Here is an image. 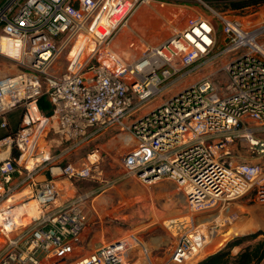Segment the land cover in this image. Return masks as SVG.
<instances>
[{"label":"built area","instance_id":"1","mask_svg":"<svg viewBox=\"0 0 264 264\" xmlns=\"http://www.w3.org/2000/svg\"><path fill=\"white\" fill-rule=\"evenodd\" d=\"M147 1L0 0V45L8 44V52H0L14 51L13 59L25 67L0 77V127H9V112L22 109L17 128L0 138V264H57L77 249L87 227V195L71 196L56 183L98 178L97 159L63 166L45 149L76 147L113 130L129 132L135 141L120 158L125 174L147 185L173 181L192 211L227 209L250 194L264 204V164L240 159L231 148L246 142L250 155L264 158V140L249 123L264 124V20L245 23L213 10L223 36L217 45L214 25L202 15L190 16L157 43L128 42L138 52L131 59L113 40ZM62 56L65 71L52 73ZM221 56L229 57L222 65L224 90L204 76L141 112L173 76L189 72L184 68ZM44 171L47 177L37 180ZM31 200L37 215L23 223L16 208ZM237 216L232 212L209 225H194L185 216L172 222L170 260H193ZM133 248L147 251L130 234L64 264H126Z\"/></svg>","mask_w":264,"mask_h":264},{"label":"rangeland","instance_id":"2","mask_svg":"<svg viewBox=\"0 0 264 264\" xmlns=\"http://www.w3.org/2000/svg\"><path fill=\"white\" fill-rule=\"evenodd\" d=\"M235 1L237 0H149L138 5L129 18L127 25L117 32L113 40V47L125 56L127 54L123 50H128V52H131L130 56L132 59L137 57L138 52L137 50H129L127 48L128 42L135 41L136 44L142 41L157 43L173 35L176 30L183 28L187 17L197 15H202L214 25L217 45H221L223 36L220 32V22L213 10L232 19L244 20L245 23L251 20L255 24L264 20V3L255 8L234 9L229 4ZM165 7L178 9L179 12H182L181 16L167 17L166 14L160 13L159 11L165 9ZM175 21L180 23L183 21L182 26L178 27ZM228 59L229 57L227 56H221L213 59L212 62L201 64L199 62H202V60H199L193 65L184 68L182 71L190 69L189 72L185 76H180V78H178L179 74L173 76L171 79L173 81L169 88L153 98L141 109V112L161 102L172 92L196 82L204 76H210L214 80L215 85L224 90L227 75L222 69V65ZM22 70H25V67L20 65L18 60L0 52V77L11 76ZM50 71L56 74H61L65 71L64 56L57 61ZM44 99L45 101L47 100L46 98ZM21 112L22 109L18 107L6 115L9 127H0V138L17 128ZM249 123L252 128L257 129L256 137L264 140V124L261 125L255 121H250ZM131 136L129 132L113 130L76 147H70L69 144L63 143L60 145L53 144V146L45 149L51 155H57L58 159L54 162L63 166L69 163L79 166L83 162L97 159L93 167V173L98 178L76 180L72 181V184L64 179L56 183L59 188L68 187V192L71 196L74 194L87 195V199L84 201L87 227L83 233L82 242L72 254L62 261L58 260L57 264H64L81 256L77 251L83 246L86 247L87 241L96 242L97 245H100L130 234L140 237L143 248L147 251L144 252L133 248L127 256L126 264H179L170 260V251L176 242V239L172 236V234H175L176 226L175 224L171 225L169 229V225L165 227L163 222L171 219H180L183 216L187 220H191L194 225L199 223L209 225L215 218V214L218 216L214 220L218 221L222 216H227L232 212L238 213L235 220L217 231V233H214L212 238L206 242L205 247L203 246L204 251H212L211 253L207 255L199 253L193 260L182 264H196L199 260L223 248L229 240L235 237L255 233L259 230L263 231L264 225L256 223L257 221L260 222L258 218L252 219V212L255 210L258 213L263 212L264 204L255 202L251 194L245 198L246 200H244L243 204H239L240 198L233 201L227 209L218 207L219 209L217 208L211 212L199 213L187 207L183 192L176 188L173 181L162 179L155 184L147 185L141 183L135 176L125 174L120 165V158L125 151L135 144ZM41 144L43 145L45 142L42 141ZM231 148L234 151L238 150L242 154L240 159H245L249 162L251 161L250 158L261 157V154L250 155L246 142L235 141L232 143ZM92 154L95 155L92 156ZM245 155H247V158ZM236 159L238 160V158ZM260 159L262 160V157ZM257 161L255 159L251 163ZM41 174H46L45 176H47V172L38 173L36 179L39 181L44 179ZM248 220L257 225L255 230L251 227H245L237 230V233H240L239 235L234 234L228 239L223 236L231 229V226H238ZM175 222H178V220ZM23 223H26V220H23ZM262 237L260 235L257 239ZM216 240H225L219 249L212 245ZM254 242L255 240L245 241L241 245L243 247ZM237 249L239 248H235L233 253ZM93 250L91 247V250L87 253ZM41 264H48V260H43Z\"/></svg>","mask_w":264,"mask_h":264},{"label":"trees","instance_id":"3","mask_svg":"<svg viewBox=\"0 0 264 264\" xmlns=\"http://www.w3.org/2000/svg\"><path fill=\"white\" fill-rule=\"evenodd\" d=\"M263 3L264 0H237L231 2L229 5L234 9H238L247 7L255 8ZM41 101L43 103L44 100L42 99ZM13 155L17 156V153L13 151ZM260 235L263 237L257 239ZM253 240H255L253 244H247L242 247L241 244L243 242ZM237 247H239V249L233 253V250ZM211 252L212 251L206 252L203 255H207ZM263 259L264 232L259 230L255 233L235 237L234 239L229 240L223 248L199 260L196 264H259Z\"/></svg>","mask_w":264,"mask_h":264},{"label":"crops","instance_id":"4","mask_svg":"<svg viewBox=\"0 0 264 264\" xmlns=\"http://www.w3.org/2000/svg\"><path fill=\"white\" fill-rule=\"evenodd\" d=\"M164 8V7H163ZM178 9H172V8H166L165 7V9H163V10H161V11H159L160 13H162V14H166L167 15V17H171V16H174V15H177V14H179V10L177 11ZM176 12V14H175V12ZM180 11H182V10H180ZM180 13H182V12H180ZM181 22H183V21H181ZM176 24V23H175ZM177 26H179V25H182V23H177L176 24ZM44 101H43V103H42V105H43V108L44 109H46L47 108V101H45V99H43ZM132 138V137H131ZM243 151V150H242ZM236 153H238L239 154V156H240V158L242 157V155H241V153H239V151L237 150V151H235ZM245 157L247 158V155H245ZM261 157H258V158H255L256 160H258L257 162H262L263 164H264V159L262 158V160L260 159ZM254 158L253 159H251L250 158V162H252V160H255ZM243 160H245V159H243ZM43 177H47V176H45L46 174H41ZM37 176H38V174H37ZM36 176V177H37ZM162 180V179H161ZM160 181V180H159ZM157 183V182H156ZM247 196H249V195H246V196H244V197H242L238 202H239V204H243L244 203V200H246L245 198L247 197ZM254 201H255V199H253ZM256 202V201H255ZM259 219V221L260 222H256V223H258V224H262V225H264V211L263 212H261V213H258L256 210L254 211V212H252V219ZM174 221H177V219L176 220H174ZM247 228V227H251V228H253V230H255L256 229V227H257V225L254 223V222H252L251 220H248L247 222H245V223H243V224H239L238 226H233V227H231V229L230 230H228L223 236L224 237H226V239H228L230 236H232V235H239L240 233H237V230H239V229H241V228ZM171 228V226H169V229ZM253 230H251V231H253ZM250 231V230H249ZM249 231H247V232H249ZM263 231H264V229H263ZM246 232V233H247ZM228 235V236H227ZM224 242H225V240H216L212 245H215L216 247H217V249H219L223 244H224ZM102 244V243H101ZM100 244V245H101ZM100 245H97V243L96 242H94V243H92L91 241H87V244H86V247L85 246H83L81 249H79L77 252L79 253V255H86V254H88L87 252H89L90 250H91V247H92V249H96V248H98ZM205 247V246H204ZM204 247H203V250H201V254L203 255L204 253H206L207 251H204ZM239 248V247H238ZM216 249V250H217ZM238 250V249H237ZM80 251H81V253H80ZM92 252V251H91ZM41 260H43V258L41 259ZM259 264H264V259L259 263Z\"/></svg>","mask_w":264,"mask_h":264},{"label":"bare ground","instance_id":"5","mask_svg":"<svg viewBox=\"0 0 264 264\" xmlns=\"http://www.w3.org/2000/svg\"><path fill=\"white\" fill-rule=\"evenodd\" d=\"M174 16L179 17V16H181V13L179 12V14L174 15ZM179 21H175L176 24L177 23H180ZM182 24H183V22H182ZM181 26L182 25H179L178 27H181ZM0 47H1V49L3 51L8 52V48H7L8 47V44H7V42L5 40H2L1 41ZM13 55H14V51H11L10 55L7 54V56L10 57V58H13ZM16 212H17V216L22 215V217H24V220H28L30 217L37 215V204H36V202L34 200H31L29 203H27V204H25L23 206L22 205L21 206H18L16 208ZM172 221H174V220H172V219L171 220H167V221H164L163 224L165 225V227L167 225H169V226L174 225V224H170ZM231 227H233V226H231Z\"/></svg>","mask_w":264,"mask_h":264}]
</instances>
